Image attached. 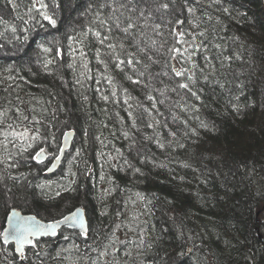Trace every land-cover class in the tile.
<instances>
[{
	"label": "trees",
	"instance_id": "1",
	"mask_svg": "<svg viewBox=\"0 0 264 264\" xmlns=\"http://www.w3.org/2000/svg\"><path fill=\"white\" fill-rule=\"evenodd\" d=\"M43 2L40 11L55 26L33 0H0V112H7L0 132L19 123L20 109L29 120L17 130L27 126L41 135L20 154V142L0 134V232L12 207L44 221L83 207L88 238L63 229L57 238L35 240L23 260L0 238V264H92L98 255L92 249L104 250L109 238L118 239L99 264H264L262 0ZM97 14L120 17L121 27L130 18L144 52L114 25L110 35L118 40L100 45L89 33L79 43L89 27L108 34ZM173 28L204 31L196 43L206 47L172 59ZM119 42L125 48L108 55L106 45ZM119 60L125 63L117 67ZM173 68L189 71L177 77ZM67 131L75 133L72 148L46 175ZM41 147L47 156L38 163L31 156Z\"/></svg>",
	"mask_w": 264,
	"mask_h": 264
},
{
	"label": "snow or ice",
	"instance_id": "2",
	"mask_svg": "<svg viewBox=\"0 0 264 264\" xmlns=\"http://www.w3.org/2000/svg\"><path fill=\"white\" fill-rule=\"evenodd\" d=\"M38 5V7H36ZM100 8L105 7L104 4L99 5ZM121 8L126 7V5L121 4L120 5ZM160 7L167 9L168 5L167 4H162ZM33 8L37 11L40 12V14L43 16L44 20L48 21L49 24L55 26L56 24V20L48 15V13L46 11H40L41 9H46L47 5L43 2V0H33ZM31 11V9H30ZM116 11H118V9H113V12L115 13ZM187 11L191 14H193V16H195V9L192 7H189L187 9ZM124 13L121 12L120 16H123ZM141 16H143V12L140 13ZM199 18H195L193 20V26L194 27H199V24L196 22ZM96 21H98L99 27L105 29V31L108 34H104L102 35L101 31L99 30H94L93 28L89 27L87 31H85L83 33V39L79 41V43L84 44L85 41L88 38V34L92 33V35L96 38V41H98V43L100 45H105L106 41H109L110 39H119L116 37H112L110 34L113 31V27L112 25L115 26L116 29H118L120 32L125 34V38L132 36L133 37V43L135 46L138 47V50L140 52H144V48H140L139 47V41H136L133 33L131 32V29H133L134 27H136L135 24H133L129 18V21L127 23V25L125 27H121V20L120 17L116 16V15H110L108 16L106 19H103L100 17L99 14H97L96 16ZM109 21H111L112 23L109 24ZM95 22V21H94ZM176 23L178 25H182L184 23L183 20H178L176 21ZM156 29L160 28V25H155ZM172 37L174 38L175 43L169 48V52L172 53V59L176 58V54H179L180 56H184L186 53H188V49L189 48H201V47H206V45L204 44V42L201 40L200 43H196L197 41V35L199 37H205L206 33L204 31H200L198 34H193V33H188L184 30H178L176 28L172 29L171 32ZM190 37V39H189ZM155 41H152V44L155 45ZM165 43H167V41H165ZM176 45H188V47H184L183 49L181 47H176ZM117 46H119V48L121 50H123L125 48V45L122 42H119L118 45L117 44H113V43H108L106 45V47L110 50L109 53H107L108 55H112L113 53L116 52V48ZM216 47H219V45H216ZM41 48L43 49L44 52H50L51 49L44 47L43 45H41ZM57 56L61 55V50L57 49L56 52ZM79 56L84 59V64L83 67L85 69L88 68V62L86 59V52H84L82 49L79 51ZM134 55V54H133ZM151 58V57H149ZM97 59L100 63L105 64V61L103 59H100V51L99 49H97ZM205 59L207 60L208 58L205 57ZM227 59V57H226ZM188 60H191V54L188 55ZM52 63L51 60L47 61V63L45 64V67L47 68V65ZM125 61L124 60H119V62L117 63V67H120L121 64H124ZM127 63L129 65L133 64V59L129 58L127 60ZM136 63H139V61H136ZM193 67H195V65L193 64ZM172 71L174 72L175 76L177 77H182L185 76L186 73L189 71L188 69L185 68H180L179 70H177L176 68H173ZM82 75H84L82 73ZM141 75H143V73H141ZM90 78V77H89ZM106 79L108 80V83L110 85H113V88H115V84L112 80V78L110 77H106ZM128 79L131 80V77H128ZM187 79L189 81H193V76L189 75L187 77ZM205 79H207V77H205ZM133 83H139V81H133ZM179 88L181 89H190V86L188 83H180L178 85ZM112 95L115 96L116 95V91L114 90L112 92ZM192 95H196L195 92L192 93ZM103 99L107 100L108 97L104 96ZM149 99H152V97L150 96ZM197 99H199V97L197 96ZM17 112L19 113L17 120L19 121L18 124L14 123H8L7 124V129H9V131H2L0 132V134H2L4 136V139L6 142L11 143L12 141L9 140V137L12 138V140L14 141H19L20 144L18 145L19 150H20V154H23L24 152H27L29 149L34 148V146L36 145V142H38L41 139V135L39 133V130H36V132L34 134H31V130L29 127L24 126L23 130H17V128L20 127V125L23 124L24 121H28L29 117L27 115H24L20 109H17ZM7 117V112H0V126L4 125L5 121L4 118ZM35 119V118H33ZM36 123H39V121L37 120ZM206 126V125H205ZM149 127H151V125H149ZM66 137L68 135V133L64 134ZM125 136H127V133H125ZM54 139V137H53ZM17 145H14V147ZM161 147H163V145H161ZM4 148L5 151H7V143H4ZM59 151L62 153L64 151L63 148H59ZM79 154V153H77ZM46 155V150L44 148H39L38 151H35V154L31 156V159L33 160H37L38 163H43L42 159H39L42 156ZM7 159L11 160L12 157L11 155L7 156ZM56 160L60 159V156L57 155L55 157ZM0 163H4V160H0ZM11 166V165H10ZM49 171H51V169H49ZM136 171H139V169H136ZM101 179H104V177H101ZM67 190V189H65ZM114 189H110L109 190V194L111 191H113ZM57 195H59V193H57ZM136 196L139 199H143V197L139 194L136 193ZM133 219H135V217H133ZM7 221L9 224L8 228H5L3 230V232H0V236L3 237V240L5 243H7L9 240H13L15 241L16 245H17V251L21 254L22 258H26L24 257V246L26 244L28 245H32L33 247L36 246V244L34 243L33 238H39L40 236L43 235H52L55 236L56 235V230L57 228L60 227L61 224H69L70 226H76V224L78 223L80 226L81 231L79 232V235H81L85 240H87L88 238V230L87 228L84 226V222L82 219V209L77 208L75 211H72L69 213V215H66L63 217L62 220H54L51 221L49 223H42L40 221L36 220V217L34 216H21L19 212L12 210L11 215H9L7 217ZM117 228H119V225H117ZM131 230V229H129ZM114 237V234H113ZM65 239H68V237H65ZM116 239L118 238H109L110 244L109 245H105L104 246V250H98L93 248L92 251H96L98 252V255L95 259L92 260V264H99L100 259L102 257H106L108 255V247L111 244H114L116 242ZM121 243H123L121 241ZM77 251L79 250V246L75 245L74 246ZM91 247V246H89ZM59 255V253L57 254ZM113 264H117V262H113Z\"/></svg>",
	"mask_w": 264,
	"mask_h": 264
},
{
	"label": "water",
	"instance_id": "3",
	"mask_svg": "<svg viewBox=\"0 0 264 264\" xmlns=\"http://www.w3.org/2000/svg\"><path fill=\"white\" fill-rule=\"evenodd\" d=\"M262 3H263V5H264V0H262ZM65 133H68L67 137L64 135ZM65 133H64V134L62 135V137H61V145H60V148H63L64 151H63L62 153L59 151L60 159H59V160L54 159V160L52 161L51 165L48 167V169H47V171H46V175H52V174L56 173V172L59 170V168H60V166H61V164H62V162H63V160H64V158H65L66 153L72 148L73 140H74V138H75V133H74L73 131H67V132H65ZM46 156H47V153H46L45 156H42V157H40L39 159H42V160L44 161L45 158H46ZM36 161H37V160H36ZM49 169H51V171H49ZM77 208L82 209V219H83V222H84V226H85V227L87 228V230H88V220H87V216H86V211H85V209H84L83 207H77ZM77 208H75L73 211H75ZM12 210H15V211L19 212L21 216H34V215H32V214H26V213H23V212H22L20 209H18V208H11V209L9 210L7 216H6V219H5V222H4V227H3V229H2V232H3V230H4L5 228H8V227H9V224H8V221H7V217H8L9 215H11ZM66 215H69V213L66 214ZM66 215H65V216H66ZM34 217H36V216H34ZM62 219H63V218H61V219H59V220H62ZM36 220H37V221H40V222H42V223H45V224L51 222V221H44V220H41V219L38 218V217H36ZM63 229L77 231L78 233L81 231L80 226H79L78 223L76 224V226H70L69 224H61L60 227L57 228V230H56V235H55V236H52V235H43V236H40L38 239H37V238H33V240L35 241V240H39V239H47V238H48V239H54V238H57V237L59 236L60 232H61ZM0 238H1V241H2V243H3L4 245H12V247H13V249H14V252H15V255L19 258V260H23V258L21 257V254L16 250V249H17V245H16L15 241H13V240H9L7 243H5L4 240H3V237L0 236ZM31 246H32V245H28V244H26V245L24 246V254H25L26 249H27L28 247H31ZM23 263L26 264L25 261H23Z\"/></svg>",
	"mask_w": 264,
	"mask_h": 264
},
{
	"label": "flooded vegetation",
	"instance_id": "4",
	"mask_svg": "<svg viewBox=\"0 0 264 264\" xmlns=\"http://www.w3.org/2000/svg\"><path fill=\"white\" fill-rule=\"evenodd\" d=\"M52 163V162H51ZM51 163L47 166V169H48V167L51 165Z\"/></svg>",
	"mask_w": 264,
	"mask_h": 264
},
{
	"label": "rangeland",
	"instance_id": "5",
	"mask_svg": "<svg viewBox=\"0 0 264 264\" xmlns=\"http://www.w3.org/2000/svg\"><path fill=\"white\" fill-rule=\"evenodd\" d=\"M12 208H16V207H12Z\"/></svg>",
	"mask_w": 264,
	"mask_h": 264
}]
</instances>
